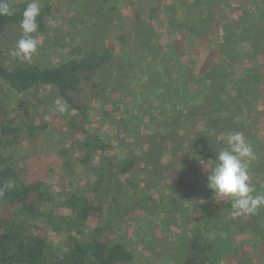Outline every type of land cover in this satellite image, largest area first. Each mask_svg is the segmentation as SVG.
Returning a JSON list of instances; mask_svg holds the SVG:
<instances>
[{"label":"trees","instance_id":"trees-1","mask_svg":"<svg viewBox=\"0 0 264 264\" xmlns=\"http://www.w3.org/2000/svg\"><path fill=\"white\" fill-rule=\"evenodd\" d=\"M97 1H90V9L94 5L97 15H109L118 9L116 1L109 4L110 11L106 10L108 0ZM29 2L7 0L15 14L0 15V32L20 26ZM174 7L175 14H168L166 20L156 6L146 13L158 28H166L165 41L152 25L145 23L140 10L122 16L117 25L115 14L107 18L114 30H119H115V36L127 48L125 57L116 55L114 46L86 50L80 57L48 65L13 55L12 49L0 57V100L29 94L45 85L54 87L57 100L75 111L71 126L85 134L80 142L79 162L95 167L98 173L93 187L97 202L78 187L55 194L43 180L23 181L14 157L0 150V188L14 184L0 196V264L132 262L133 252L124 240L105 237L106 226L99 223L90 231L91 237H83L91 215L96 212L103 222L109 218L107 203L126 207L124 201H129L136 205L131 200L132 192L141 188L135 180L148 177L158 187L176 184L183 193L181 197L187 195L191 184L196 185L186 181L190 174L208 184V174L201 175L199 165L210 164L211 171L217 151L227 147L226 140L232 132L243 133L252 145L250 183L257 193L264 192V133L260 128L264 120V0H177ZM53 8L51 0H42L39 27L34 33L47 30L46 20ZM182 8L186 11L181 12ZM201 48L208 49L211 58L196 67V60L188 54L194 55ZM129 94L140 100L127 102ZM92 100L101 103L102 121L116 122L125 130V138L133 137L135 144L148 147L142 151L143 163L136 155H108L114 148L111 137L76 124L77 117L88 118ZM109 103L113 107L107 110ZM115 110L121 117L112 120ZM20 131L19 126L0 122V147L11 136L16 140ZM68 154L65 149L61 151L64 159ZM97 154V164L90 163ZM146 199L156 206L155 198L148 195ZM56 205L72 213L57 214ZM138 206L150 207L144 203ZM133 208H126V212ZM235 212L231 202H221L217 210L206 209L192 227L179 264L222 261L227 252L218 250L223 246L230 251L235 235L232 228L240 231L237 234L264 233L259 227L264 222V206L254 214ZM40 221L68 234L63 253H57L42 233ZM211 221L218 228L214 233L208 227Z\"/></svg>","mask_w":264,"mask_h":264},{"label":"rangeland","instance_id":"rangeland-1","mask_svg":"<svg viewBox=\"0 0 264 264\" xmlns=\"http://www.w3.org/2000/svg\"><path fill=\"white\" fill-rule=\"evenodd\" d=\"M90 1L51 0L54 8L52 15L48 16L46 20L47 30L44 33L31 34L39 43L36 53L30 60L42 65L58 64L62 60L80 57L86 50L105 46H114L116 55L125 57L127 48L118 42L115 36V30L118 29L114 30L107 18L115 14L117 25L122 16L132 15L135 11L140 10L144 13L142 18L145 23L152 25L159 33L160 38L165 41L168 38H166V28H158L155 20L147 16L146 13L156 6L159 8L158 13L161 18L166 20L165 17L168 14L169 17L175 14L174 4L177 2V0H108L106 10L110 11L109 4L116 1L118 6L116 12L110 11L109 15L107 12L97 15L94 5L90 9L92 3ZM41 2L42 0H39L40 6ZM97 2H101V0ZM180 11H186V9L182 8ZM22 35L23 31L20 26L7 29L4 33L0 32V57L5 56L10 49L16 51L17 42ZM196 51L194 55L188 54L190 59L196 60V67L211 58L210 51L206 48ZM5 64L9 66L10 61L6 60ZM132 94L126 97L127 102L134 103L140 100L137 95ZM56 101L57 90L47 85L37 90L33 89L29 94L11 96L4 101L1 99L0 122L19 126L22 131L19 132V137L16 140L14 136L8 138L0 150L6 156L14 157V163L23 181L43 180L49 184L55 194L68 189L75 190L78 187L91 201L97 202V195L93 187L98 173L95 171V167L83 164L78 160L82 155L80 142L85 134L71 126L75 111L68 109L65 104L58 105ZM140 102L143 103V100ZM89 104L91 106L90 115L87 119L77 117L76 124L89 130H99L103 135L111 137L114 148L108 155L118 157L136 155L140 156L138 159L140 163H143L144 154L142 151L143 148L148 147H142L144 144H135L133 137L125 138V130L116 122L102 121L100 102L92 100ZM112 105L109 103L105 107L110 110ZM61 107L63 111L60 110ZM119 112V110H115V119L112 120L121 117ZM260 128L264 133V120L260 122ZM143 131L146 132L144 126ZM63 149L69 152L66 157L68 163H65L66 159L61 155ZM163 158L164 162L168 161L166 156ZM98 161L97 154V157L90 163L97 164ZM199 167L201 175L207 176L210 172V164L200 163ZM186 181L196 185L193 187L191 184L192 186L188 187L187 195L181 197L183 193H180L176 184L170 186L164 183L158 187L154 182L150 183L148 177L146 180H135L141 188L132 192L131 200L136 201V205L129 201H124L126 207L118 206L117 203H107L105 208L109 218L102 222V218L96 212L93 213L83 237H91L90 231L100 223L107 227L105 237L124 240L133 252L134 259L125 264H179L181 256L185 254V245L188 243L196 219L201 217L206 209L217 210L221 202H226L217 201L218 197L215 198L213 194H208L211 189L205 180H200L197 175L190 174ZM146 187L147 189H145ZM115 190H118V187ZM148 195L157 200L156 206H151L153 202L146 199ZM142 203L150 205V207L138 206ZM132 205L134 208L126 212V208ZM110 207L114 210H109ZM54 212L63 215L72 213L70 209L61 205H56ZM220 212L224 213L225 211ZM214 223L212 221L208 223V227H211L210 230L213 233L216 228ZM38 225L42 226V233L50 239L57 253L61 254L67 249L68 234L66 232H57L43 221H40ZM259 227L263 230L264 222H261ZM235 230L236 228L231 230V233L237 236L233 235L230 251L222 246L218 251L223 252L222 254L227 253L223 256L222 261L216 262L215 260L212 264H264V233L237 234L240 231Z\"/></svg>","mask_w":264,"mask_h":264},{"label":"clouds","instance_id":"clouds-1","mask_svg":"<svg viewBox=\"0 0 264 264\" xmlns=\"http://www.w3.org/2000/svg\"><path fill=\"white\" fill-rule=\"evenodd\" d=\"M41 9L39 0H30L24 9L20 22L23 31L22 37L17 42L13 55L30 60L36 53L38 41L31 34L38 30L37 17ZM15 14L13 7L7 0H0V15L12 16ZM59 105L61 101L58 99ZM63 111V108H60ZM227 147L217 151L215 167L208 172V187L214 192L217 201L231 202V208L236 210L234 214H254L261 206H264V192H256L249 178V163L253 158V147L241 132H232L226 140ZM14 184L8 183L0 188V196L4 189L12 188Z\"/></svg>","mask_w":264,"mask_h":264}]
</instances>
